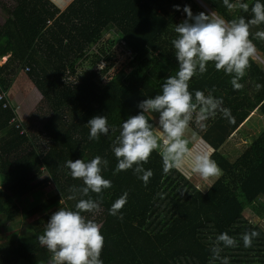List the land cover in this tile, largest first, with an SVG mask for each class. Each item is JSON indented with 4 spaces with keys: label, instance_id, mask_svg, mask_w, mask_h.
<instances>
[{
    "label": "trees",
    "instance_id": "obj_1",
    "mask_svg": "<svg viewBox=\"0 0 264 264\" xmlns=\"http://www.w3.org/2000/svg\"><path fill=\"white\" fill-rule=\"evenodd\" d=\"M7 1L10 7L0 0L6 12L0 24V59L8 56L0 64V91H8L20 67L29 65L45 107L36 129L35 124H21L22 116L12 104L3 108L0 102V264H49L51 254L37 237L52 213L74 207L76 201L66 199L69 187L82 186L68 174L65 162L90 161L96 155L109 161L102 175L112 182L102 194L99 212L86 214L101 225L103 264H209V238L222 232L237 240L236 247L220 253L230 264H264V230L258 224L264 218V131L258 137L242 126L256 110L264 117L262 61H250L240 91L233 90L231 77L213 65L190 83L191 90L206 93L215 87L214 95L223 98L235 118L230 123L217 116L206 131L197 130L195 143L209 150L222 169L211 188L201 192L181 171L164 175L156 153L144 165L153 171L147 185L132 170L112 174L117 161L111 128L138 114V104L159 94L164 79L175 73L171 40L175 25L186 18L184 7L193 15L214 11L228 21L250 14L230 11L222 0H74L65 11L51 0ZM242 2L251 6L255 0ZM110 29L120 34L130 54L124 52V59L115 64V53H108L111 44H101L85 57L86 47ZM257 30L264 26L252 29L257 54L264 60V41L255 39ZM80 59L88 63L86 69H79ZM100 60L104 69L96 67ZM256 84L262 85L259 91ZM94 116L108 118L109 134L99 141L88 139L86 124ZM236 135L239 141L242 135L250 137L232 161L224 150L232 141L239 143ZM181 188L189 193L180 197ZM125 191L120 220L108 209ZM19 222V233L3 234L4 228ZM248 231L259 236L245 248L241 235Z\"/></svg>",
    "mask_w": 264,
    "mask_h": 264
},
{
    "label": "clouds",
    "instance_id": "obj_2",
    "mask_svg": "<svg viewBox=\"0 0 264 264\" xmlns=\"http://www.w3.org/2000/svg\"><path fill=\"white\" fill-rule=\"evenodd\" d=\"M222 3L230 11L239 9L243 13H249L250 18L241 15L228 21L214 11L193 15L190 7H184L186 18L175 25V38L171 40L177 61L175 73L164 79L159 94L138 104V114L128 117L119 128H111L115 134L111 151L117 161L113 175L132 170L147 185L153 171L145 169L144 165L149 163L153 153L159 155L164 175L184 171L205 182L222 175V169L212 159V153L195 143V137L197 130L206 131L208 122L217 116L230 123H234L235 118L231 110L223 106V98L214 95L215 87L206 93L191 90L190 83L194 77H202L211 64L215 71L231 77L233 90H242L243 85L239 81L250 68V61L255 55L262 59L253 43L252 29L264 26V3L260 0H255L251 6L242 0H222ZM200 6L208 11L202 3ZM176 10H179L178 6ZM254 36L255 39L264 41V30H257ZM125 51L127 55L130 54L127 48ZM261 87L262 85L256 84L257 91ZM0 92L5 93L4 102L11 107L8 94ZM86 125L90 141H99L101 136H107L110 131L107 116H94ZM108 163L107 159L99 155L90 161L69 159L65 162L68 174L73 180L82 181V186L69 187L66 199L76 201L74 207H61L52 213L43 233L37 237L39 244L51 254L49 264H103L101 254L104 236L100 230L101 225L86 214L94 215L99 212L102 194L112 187L111 180L102 175ZM211 187L212 184L209 183L208 188ZM200 190L203 192L205 189ZM178 193L183 197L189 192L186 188H181ZM127 197L128 193L125 191L111 204L108 214L123 220L122 209L127 203ZM258 236L257 231L243 233V246L251 247ZM209 239L212 253L209 264H215L216 261L219 264H230L229 258L221 257L220 253L224 248L236 247L237 240L227 232L220 233L214 240L211 237Z\"/></svg>",
    "mask_w": 264,
    "mask_h": 264
},
{
    "label": "rangeland",
    "instance_id": "obj_3",
    "mask_svg": "<svg viewBox=\"0 0 264 264\" xmlns=\"http://www.w3.org/2000/svg\"><path fill=\"white\" fill-rule=\"evenodd\" d=\"M6 3L8 7H10V3L7 0H1ZM56 7L61 9V11H65L67 7L72 3L74 0H51ZM6 18V12L0 7V24L4 22V19ZM178 20H182V18H179ZM103 44H111L110 49L108 53L111 51L115 53L113 56L112 62L115 64H119L123 59H124V52L126 53L125 49L126 46L123 43L120 34L114 32L113 29H110L106 32L103 33L102 36H100L95 43H91L89 46H85V57L87 56H92L94 54V51L99 50V46ZM39 56V53L37 54ZM8 56L2 57L0 59V64L3 63ZM84 57V58H85ZM257 61H261L259 58L256 57V55L253 57ZM78 63H81L83 66H78L80 67L79 69L81 70L82 68H87L89 65L88 63L83 62L81 59L78 61ZM262 63V62H261ZM264 64V63H262ZM114 65V64H113ZM111 66L110 68L107 69V73H110L114 66ZM29 66V65H28ZM20 67L18 73H17V78L13 79L12 84L8 91L6 93L8 94V97L11 101V104L19 111V114L22 116L20 118L21 124L24 123H29L32 126L35 124V128L39 129L40 126V117H42L43 114H41V110L45 107V104L43 102V95L36 89V85L34 81L30 77V71L27 67ZM211 66V64L208 65V67ZM31 67V66H30ZM99 69L105 67L104 61H99L97 66ZM105 75H103L104 78ZM199 76V75H198ZM197 76V77H198ZM197 77H194L191 81V83L197 79ZM244 125V128H249L253 130L256 136L259 137V135L264 131V117L259 113V111H254L250 117H248L242 126ZM253 133V134H254ZM249 138L250 136H241L240 141H239V135H236L235 140L239 141V143H236L235 141H232L230 144L226 145V148L224 150V153L226 155H229L231 157V160L234 161L237 155H241V149L243 148V142L246 140V138ZM222 176V175H221ZM220 176V177H221ZM186 177L190 182H192L194 185H198L200 188H203L207 190L208 184L215 183L219 178L214 179L213 181L210 182H205L199 179L197 176H189L186 174ZM0 186H1V179H0ZM47 190L42 191L41 193H47ZM248 211V215L250 214V210ZM253 216V215H252ZM20 218V217H19ZM26 221V220H23ZM27 222V221H26ZM258 224L259 226L264 230V218L258 219ZM23 222H19L14 226H8L7 228L3 229V234L8 235L9 233L17 230L18 233L22 229ZM20 230V231H19Z\"/></svg>",
    "mask_w": 264,
    "mask_h": 264
},
{
    "label": "built area",
    "instance_id": "obj_4",
    "mask_svg": "<svg viewBox=\"0 0 264 264\" xmlns=\"http://www.w3.org/2000/svg\"><path fill=\"white\" fill-rule=\"evenodd\" d=\"M27 68H28L29 70L31 69L30 66H28ZM5 99H6V95H5V93L0 92V101L2 102V106H3V108H7V107L10 108V104L4 102Z\"/></svg>",
    "mask_w": 264,
    "mask_h": 264
},
{
    "label": "crops",
    "instance_id": "obj_5",
    "mask_svg": "<svg viewBox=\"0 0 264 264\" xmlns=\"http://www.w3.org/2000/svg\"><path fill=\"white\" fill-rule=\"evenodd\" d=\"M17 78V77H16ZM183 173H185V175L187 174L186 172L183 171ZM201 187V186H200Z\"/></svg>",
    "mask_w": 264,
    "mask_h": 264
},
{
    "label": "water",
    "instance_id": "obj_6",
    "mask_svg": "<svg viewBox=\"0 0 264 264\" xmlns=\"http://www.w3.org/2000/svg\"><path fill=\"white\" fill-rule=\"evenodd\" d=\"M263 61V59H261Z\"/></svg>",
    "mask_w": 264,
    "mask_h": 264
}]
</instances>
